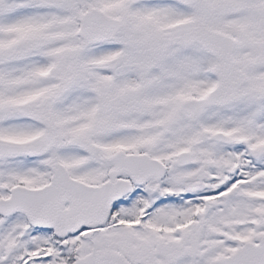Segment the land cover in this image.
Listing matches in <instances>:
<instances>
[{"label": "snow or ice", "instance_id": "snow-or-ice-1", "mask_svg": "<svg viewBox=\"0 0 264 264\" xmlns=\"http://www.w3.org/2000/svg\"><path fill=\"white\" fill-rule=\"evenodd\" d=\"M0 264H264V0H0Z\"/></svg>", "mask_w": 264, "mask_h": 264}]
</instances>
